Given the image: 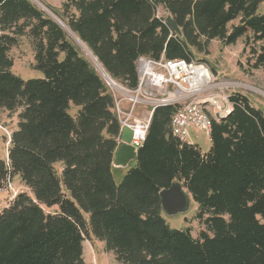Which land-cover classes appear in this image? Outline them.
<instances>
[{
  "label": "trees",
  "instance_id": "trees-1",
  "mask_svg": "<svg viewBox=\"0 0 264 264\" xmlns=\"http://www.w3.org/2000/svg\"><path fill=\"white\" fill-rule=\"evenodd\" d=\"M262 2L66 0L51 9L113 79L134 89L140 56L191 61L209 55L215 39L227 46L245 38L251 69L263 68ZM22 37L43 77L13 72ZM229 98L233 109L213 119L207 152L173 135L175 105L157 106L136 164L117 182L122 129L108 84L32 0H0V116L18 117L0 188L19 177L29 189L0 212V264H86L92 237L122 264H264V110L240 92ZM175 182L198 204V236L163 216L161 191Z\"/></svg>",
  "mask_w": 264,
  "mask_h": 264
},
{
  "label": "built area",
  "instance_id": "built-area-1",
  "mask_svg": "<svg viewBox=\"0 0 264 264\" xmlns=\"http://www.w3.org/2000/svg\"><path fill=\"white\" fill-rule=\"evenodd\" d=\"M138 85L127 88L115 79H106L116 100L121 129L131 131V144L138 150L145 142L151 118L157 106L175 105L171 128L174 136L187 141L189 129L197 127L210 133L216 114L227 116L233 109L225 88L231 84L217 80L210 66L202 61L154 59L140 56L137 60ZM111 81L113 85L111 84ZM127 102V105H125ZM140 107V108H139ZM10 142V139L8 143ZM10 179L0 188V212L18 194L5 202L1 196L13 190Z\"/></svg>",
  "mask_w": 264,
  "mask_h": 264
},
{
  "label": "rangeland",
  "instance_id": "rangeland-1",
  "mask_svg": "<svg viewBox=\"0 0 264 264\" xmlns=\"http://www.w3.org/2000/svg\"><path fill=\"white\" fill-rule=\"evenodd\" d=\"M32 1L41 9H46L49 12H52L54 15H56V17H58V19L62 20L51 9V7L55 9H61L62 4L66 0ZM258 13H264V2L260 4ZM159 15L166 17L168 13L160 8ZM235 23H237V21ZM71 39L78 46L82 55L87 57L97 68L89 56V51L83 48V46L74 37V34H71ZM245 41V38H241L236 44L223 46L220 40H212L210 44V54H197L195 60L207 63L215 76H217V80L229 82L231 84L229 87L225 88V92L228 94V96L236 92H240L249 96L251 101L256 106L264 110V67L259 69H251L249 63V60L252 56L251 49L250 47H246ZM11 55L15 60L13 68L14 73L20 75L25 80L43 77V73L41 71L31 67L32 62H34L33 49L27 37H22L20 39V44L12 49ZM100 74L106 81L101 72ZM118 83L122 84L121 82ZM109 88L112 91L111 86H109ZM124 103L127 105V102L124 101ZM17 123V114L11 115L7 111H3L1 113L0 159L5 160L8 157V146L6 145V142L10 138V134L17 128ZM122 139L124 142H130L131 131L129 129L124 130ZM187 141L198 145L203 152L209 151L212 146L209 133L197 127H192L189 129ZM133 164L134 161L132 162V166ZM58 168H60L59 165ZM122 170L123 168L114 171L116 178L123 177L121 176L123 175L121 173ZM11 180L14 189L8 190V192L3 193L1 196L5 202L9 201L10 197L15 191L18 193L29 191L26 185L21 182L19 177H14ZM197 212L198 204L190 196V206L188 210L173 215H170L165 210H163V216L171 227L185 229L188 226H191L193 235L198 236L200 231L204 229V225L196 218ZM84 259L86 264H122L117 261L116 256L112 251L106 249L104 242L99 241L94 237L87 238L84 241Z\"/></svg>",
  "mask_w": 264,
  "mask_h": 264
},
{
  "label": "water",
  "instance_id": "water-1",
  "mask_svg": "<svg viewBox=\"0 0 264 264\" xmlns=\"http://www.w3.org/2000/svg\"><path fill=\"white\" fill-rule=\"evenodd\" d=\"M35 1V0H34ZM46 10V9H44ZM50 16H52L66 31L64 21L58 19L52 12L46 10ZM167 25L176 32H180V26L174 17L168 13L165 17ZM72 31V30H71ZM69 33V31H67ZM70 34V33H69ZM71 36V35H70ZM97 59V57H96ZM98 60V59H97ZM100 63V62H99ZM106 76L113 79L104 69ZM104 77L105 75L102 74ZM217 119H223L226 116L216 114ZM138 150L127 142H121L115 152L113 164L116 166H127L128 163L137 158ZM163 210L168 214L173 215L188 210L190 206V195L185 190L180 182H175L170 188L161 191Z\"/></svg>",
  "mask_w": 264,
  "mask_h": 264
},
{
  "label": "bare ground",
  "instance_id": "bare-ground-1",
  "mask_svg": "<svg viewBox=\"0 0 264 264\" xmlns=\"http://www.w3.org/2000/svg\"><path fill=\"white\" fill-rule=\"evenodd\" d=\"M64 25H65V28L67 29V31H69V33H70V35L71 34H74V37L77 39V41L83 46V48L86 50H88L89 51V56H90V58H91V60L95 63V65L97 66V68H98V70L102 73V74H104L105 75V78L108 80L109 78H108V76H106V74H105V71L102 69L103 68V66L99 63V61L96 59V57L94 56V54L92 53V51L88 48V46L74 33V32H72L71 30H70V28H68L67 26H66V23H64ZM83 42V43H82ZM98 64V65H97ZM109 81V80H108ZM111 84L113 85V83H112V81H111Z\"/></svg>",
  "mask_w": 264,
  "mask_h": 264
},
{
  "label": "crops",
  "instance_id": "crops-1",
  "mask_svg": "<svg viewBox=\"0 0 264 264\" xmlns=\"http://www.w3.org/2000/svg\"><path fill=\"white\" fill-rule=\"evenodd\" d=\"M124 130H125V129L122 130V135H121V138H120L119 143L124 142L123 139H122V136H123V132H124ZM130 142H131V140H130ZM130 142H128V143H130ZM133 161H134V164H133V166H134V165L136 164V159L130 161V162L128 163L127 166H116V165L113 164V172L116 171L117 169H121V168H123V170H122L121 173L124 175V174L127 172V170H128L129 168L133 167V166H132V162H133ZM130 166H131V167H130ZM114 174H115V173H114ZM123 175H121V176H123ZM121 178H122V177H119V178H116V177H115V179H116L117 182H119V181L121 180Z\"/></svg>",
  "mask_w": 264,
  "mask_h": 264
}]
</instances>
